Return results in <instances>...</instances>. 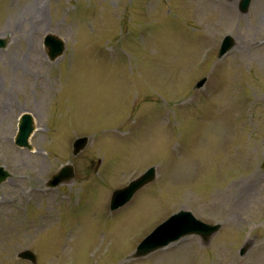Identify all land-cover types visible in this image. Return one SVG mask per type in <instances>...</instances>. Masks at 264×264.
<instances>
[{
  "label": "rangeland",
  "instance_id": "1",
  "mask_svg": "<svg viewBox=\"0 0 264 264\" xmlns=\"http://www.w3.org/2000/svg\"><path fill=\"white\" fill-rule=\"evenodd\" d=\"M61 1L0 0V36L8 40L0 50V165L12 173L0 191V264H35L19 256L26 249L37 264H255L251 250L264 247V162L254 165L264 109L240 129L232 118L263 101L264 45L250 46L264 39V0H253L246 14L239 0ZM72 2L84 8L63 12ZM50 32L65 38L74 59L61 65L54 93L57 61L43 46ZM226 34L250 51L235 57V46L216 62ZM203 49L210 57L202 66ZM203 77L210 93L194 108L204 109L206 124L204 111L181 108L207 90H195ZM24 110L36 118L31 150L14 142ZM85 135L89 145L72 155L73 141ZM63 163L74 164L73 182L36 194ZM153 163L156 180L110 211L113 191ZM230 173L238 176L230 181ZM181 210L224 224L203 250L186 245L126 258Z\"/></svg>",
  "mask_w": 264,
  "mask_h": 264
},
{
  "label": "water",
  "instance_id": "2",
  "mask_svg": "<svg viewBox=\"0 0 264 264\" xmlns=\"http://www.w3.org/2000/svg\"><path fill=\"white\" fill-rule=\"evenodd\" d=\"M249 3H250V0H242V2H241V7H242V9L243 10H246L247 9V7H248V5H249ZM63 176H58L57 177V182L59 181V180H63ZM142 184V182L141 181H138L136 184H134V185H132L130 188H128V189H124V190H121V191H118L117 193H116V196H117V200H120V199H122V198H124L125 196H127V198H126V200H128V198L130 197V196H132V194H133V192L136 190V188L139 186V185H141ZM124 193V194H123ZM118 197H120V199H118ZM125 200V201H126ZM112 207H115V205L114 204H112ZM165 227H166V225H164ZM167 228V227H166Z\"/></svg>",
  "mask_w": 264,
  "mask_h": 264
},
{
  "label": "bare ground",
  "instance_id": "3",
  "mask_svg": "<svg viewBox=\"0 0 264 264\" xmlns=\"http://www.w3.org/2000/svg\"><path fill=\"white\" fill-rule=\"evenodd\" d=\"M262 260H264V253L257 256L256 263L261 264L260 261Z\"/></svg>",
  "mask_w": 264,
  "mask_h": 264
}]
</instances>
